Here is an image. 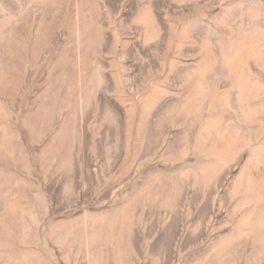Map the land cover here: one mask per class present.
Returning a JSON list of instances; mask_svg holds the SVG:
<instances>
[{"label":"rangeland","instance_id":"obj_1","mask_svg":"<svg viewBox=\"0 0 264 264\" xmlns=\"http://www.w3.org/2000/svg\"><path fill=\"white\" fill-rule=\"evenodd\" d=\"M122 238L264 264V0H0V263Z\"/></svg>","mask_w":264,"mask_h":264},{"label":"crops","instance_id":"obj_2","mask_svg":"<svg viewBox=\"0 0 264 264\" xmlns=\"http://www.w3.org/2000/svg\"><path fill=\"white\" fill-rule=\"evenodd\" d=\"M122 239L123 246L120 244L121 241H118V239H116V242L118 244H111V242L106 243L107 248L105 253L107 256L105 258H98L96 255L88 253L87 247L89 248V250H91L92 244L87 243L85 244L83 253L81 252L71 257L63 256V259L60 258L61 262L62 264H159L162 262L160 260L156 262V260L149 258V255H146L145 252L141 253V250H139L138 248V244L135 246V243L132 241V239ZM99 244L101 247L100 252L103 253V243L99 242ZM109 245H112L113 248L111 249L110 247H108ZM48 262H50L49 264H61L60 260H55L54 258L49 259ZM4 264H11V262L9 261V263ZM168 264H170V262H168Z\"/></svg>","mask_w":264,"mask_h":264}]
</instances>
